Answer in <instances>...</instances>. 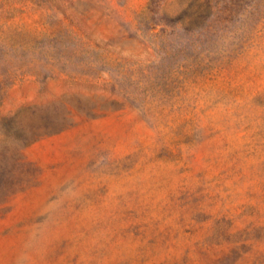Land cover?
Instances as JSON below:
<instances>
[{
	"label": "rangeland",
	"instance_id": "374dc122",
	"mask_svg": "<svg viewBox=\"0 0 264 264\" xmlns=\"http://www.w3.org/2000/svg\"><path fill=\"white\" fill-rule=\"evenodd\" d=\"M212 5L0 0V264H264V0Z\"/></svg>",
	"mask_w": 264,
	"mask_h": 264
},
{
	"label": "trees",
	"instance_id": "16d2710c",
	"mask_svg": "<svg viewBox=\"0 0 264 264\" xmlns=\"http://www.w3.org/2000/svg\"><path fill=\"white\" fill-rule=\"evenodd\" d=\"M208 5H209V12L206 15H200L198 19L202 20L203 26L201 24L200 29H202L200 32L207 33L206 29H209L211 26L212 20H211V15L213 12V5H212V0H208ZM199 28V27H197ZM193 29L195 31V27H191L190 30ZM198 31V30H197Z\"/></svg>",
	"mask_w": 264,
	"mask_h": 264
}]
</instances>
